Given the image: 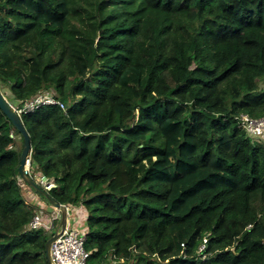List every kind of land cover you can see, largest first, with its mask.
<instances>
[{"label": "trees", "instance_id": "obj_1", "mask_svg": "<svg viewBox=\"0 0 264 264\" xmlns=\"http://www.w3.org/2000/svg\"><path fill=\"white\" fill-rule=\"evenodd\" d=\"M0 89L64 104L20 113L42 190L0 108V264H50L36 195L86 210L87 264H264V0H0Z\"/></svg>", "mask_w": 264, "mask_h": 264}, {"label": "built area", "instance_id": "obj_2", "mask_svg": "<svg viewBox=\"0 0 264 264\" xmlns=\"http://www.w3.org/2000/svg\"><path fill=\"white\" fill-rule=\"evenodd\" d=\"M59 104L64 107L63 102L56 99L51 93H39L34 98L29 99L24 104L15 103L13 107L20 114L39 108L42 105ZM242 125L255 139H264V116L253 118L246 114H242ZM25 171L29 174L31 171L30 154L26 159ZM46 187L52 186V182L47 181L42 177ZM45 225L51 228V223H47L43 219L41 212H37L30 220L29 226L36 228ZM57 237L53 240L50 248V254L53 264H87V259L90 252L85 248V232L72 227L68 222L58 231Z\"/></svg>", "mask_w": 264, "mask_h": 264}, {"label": "water", "instance_id": "obj_3", "mask_svg": "<svg viewBox=\"0 0 264 264\" xmlns=\"http://www.w3.org/2000/svg\"><path fill=\"white\" fill-rule=\"evenodd\" d=\"M0 108L3 110V112L7 115V117L12 121L13 125L20 131V133L24 137V144H23L21 155H20V164H19V172L21 174V177L29 185L35 187L38 190H42L39 182L25 171L26 159L28 158L30 151H31L30 135L21 120L20 114L13 107L12 103L5 98L1 89H0ZM44 179L47 181V183L51 182L50 178L44 177ZM51 185H53V183ZM50 200L54 207L61 210L62 212L61 223H62V226H64L67 223V206L64 204H59L52 198ZM57 235H58V232L56 231L50 238H48L45 244L46 256L50 264H53L52 259H51V254H50V248H51V244L53 240L57 237Z\"/></svg>", "mask_w": 264, "mask_h": 264}, {"label": "rangeland", "instance_id": "obj_4", "mask_svg": "<svg viewBox=\"0 0 264 264\" xmlns=\"http://www.w3.org/2000/svg\"><path fill=\"white\" fill-rule=\"evenodd\" d=\"M165 131L167 133V136L169 137V150H170L169 154L167 155V163L169 169L175 171L180 169V165H181L180 158H184L186 156L187 144L191 142V139L189 138H186L185 140L181 139L182 126L181 123L176 120H170L166 122ZM54 224L55 225L57 224V220Z\"/></svg>", "mask_w": 264, "mask_h": 264}, {"label": "crops", "instance_id": "obj_5", "mask_svg": "<svg viewBox=\"0 0 264 264\" xmlns=\"http://www.w3.org/2000/svg\"><path fill=\"white\" fill-rule=\"evenodd\" d=\"M35 201L39 203L42 209H46L51 212L48 213L51 215L50 219H61L62 220V212L60 209L56 207H51L38 195L35 196ZM86 210L80 206H67V222L74 228L79 230L86 229ZM58 217V218H57ZM48 223V221H47ZM62 224V223H61ZM62 227V226H61Z\"/></svg>", "mask_w": 264, "mask_h": 264}]
</instances>
